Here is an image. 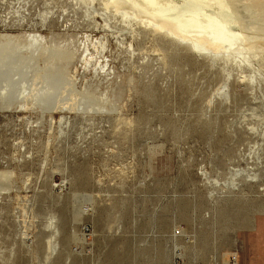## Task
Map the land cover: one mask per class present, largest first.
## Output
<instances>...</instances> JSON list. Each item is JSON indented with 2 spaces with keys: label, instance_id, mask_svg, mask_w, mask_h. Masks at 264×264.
<instances>
[{
  "label": "rangeland",
  "instance_id": "obj_1",
  "mask_svg": "<svg viewBox=\"0 0 264 264\" xmlns=\"http://www.w3.org/2000/svg\"><path fill=\"white\" fill-rule=\"evenodd\" d=\"M83 11L79 0H0V264H50V216L66 220L74 241L80 226L92 229L82 264H264V210L225 228L218 213L264 198V180L256 198L241 179L238 190L229 184L232 168L250 166L241 152L258 139L247 123L264 122L251 117L264 109L259 92L223 111L220 130L221 97L206 107L221 83L217 66L162 58L147 39L131 52V40ZM23 82L43 94L37 108L32 97L19 103ZM199 234L210 245L203 257ZM74 241L65 264L78 255Z\"/></svg>",
  "mask_w": 264,
  "mask_h": 264
},
{
  "label": "bare ground",
  "instance_id": "obj_2",
  "mask_svg": "<svg viewBox=\"0 0 264 264\" xmlns=\"http://www.w3.org/2000/svg\"><path fill=\"white\" fill-rule=\"evenodd\" d=\"M79 1L85 5L83 14L86 13L84 15L87 14L93 20L102 19L105 27L111 28L118 33L120 32L119 36L122 37L121 41L123 43L127 39L131 40L128 45L131 48V52H134V46H138L139 40L147 39L153 49L162 55V58H170L171 55H174L190 64L197 63L207 67L217 66L221 73V83L214 91L215 93L208 98L206 107L209 108L214 104L216 95L221 97L218 105L219 107L222 105L224 108L218 113L219 116L215 117L216 124L220 130H224L227 127L226 116L223 111H226L229 107H239L243 101L250 105L256 99L255 91L259 92L262 98L261 107L264 108V0ZM31 39L34 42L40 41L38 35L31 36ZM2 76L0 75V77ZM237 82L250 89V98L234 91L236 86H238ZM26 85V82L21 84L17 99L22 107L25 108L26 100L28 97H32L33 103L30 106L37 108L38 103L42 102L43 94L34 91L35 88L28 85L26 87ZM7 91L6 88L0 91V100L6 98ZM260 110L254 111V109H251V117L256 118L258 121L260 119L264 120L262 118L264 109L260 108ZM259 117L261 118L258 119ZM140 122L139 120L135 124ZM255 122L257 121L250 120L247 123L249 126L248 132L250 131V134L257 135L258 139L246 150L248 151L246 155V151L242 150L243 152H241V158L248 160L250 166L246 167L245 165V169L232 168L229 173V184L236 190L239 184L235 181L237 178L241 179L239 182H243L249 192L256 198L258 197L255 196L257 189L263 186L264 180V122L259 126ZM230 126L233 127V132L237 131L232 123H230ZM201 135L203 136V133ZM234 161L232 163H235ZM236 163H238V158ZM235 166L236 164H232V167ZM6 177H8L7 173ZM260 191H264V186ZM249 203L250 205L247 203L236 206L235 202H232L231 205L221 208L218 212L221 226L225 228L229 224H248L250 222L248 218L250 210H264V198L259 200L257 198L256 202L252 201L251 204V201H249ZM232 212L233 214L231 215ZM229 214L231 215L230 218H228ZM76 216V214H73L70 219H74ZM180 218L184 219L183 216H180ZM169 222L168 219L160 220L158 226L162 232L169 229ZM95 223L99 224L97 218ZM65 225L66 220L63 217L58 222L54 216H50L47 221L46 229L48 234L43 245L45 244L49 256L54 255L50 259L52 260L50 264H65L66 256L64 251L74 241V233L67 232ZM118 229V226L112 228L111 235L113 237ZM22 235L23 239H28L26 234L23 233ZM224 240L228 244V240ZM205 242L201 234H199L195 248L201 257L208 253L210 246ZM29 246L36 250L41 249V243H36L32 246V242H30ZM134 253L137 254L136 251L133 252L128 248L124 250V254H127L129 261L136 259V257L132 256ZM79 254L72 259L73 264H82V257ZM159 260H162L161 256ZM223 264L235 263L225 261Z\"/></svg>",
  "mask_w": 264,
  "mask_h": 264
},
{
  "label": "built area",
  "instance_id": "obj_3",
  "mask_svg": "<svg viewBox=\"0 0 264 264\" xmlns=\"http://www.w3.org/2000/svg\"><path fill=\"white\" fill-rule=\"evenodd\" d=\"M92 229L88 225H82L77 231L76 240L72 247L74 253L89 254L92 250ZM231 260L234 258L231 257Z\"/></svg>",
  "mask_w": 264,
  "mask_h": 264
},
{
  "label": "crops",
  "instance_id": "obj_4",
  "mask_svg": "<svg viewBox=\"0 0 264 264\" xmlns=\"http://www.w3.org/2000/svg\"><path fill=\"white\" fill-rule=\"evenodd\" d=\"M4 204L6 205V202H4ZM238 227V226H237ZM242 226H239V228H241ZM244 227H246V226H244ZM228 236V235H227ZM230 238V237H229ZM230 240H232L231 238H230Z\"/></svg>",
  "mask_w": 264,
  "mask_h": 264
}]
</instances>
